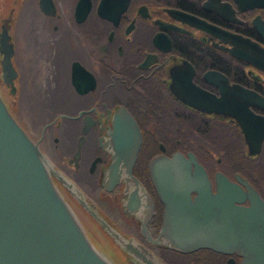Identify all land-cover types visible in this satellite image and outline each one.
I'll return each mask as SVG.
<instances>
[{"label": "flooded vegetation", "instance_id": "obj_1", "mask_svg": "<svg viewBox=\"0 0 264 264\" xmlns=\"http://www.w3.org/2000/svg\"><path fill=\"white\" fill-rule=\"evenodd\" d=\"M29 1L45 20L38 28L54 44L53 72L39 64L46 72L40 73L43 87L37 95L59 102L43 117L45 120L32 115L31 125L20 120L10 105L19 98L14 27ZM262 2L0 0V26L4 23L10 34L17 70L14 91L4 83L10 111L54 167L81 189L110 224L134 236L167 264H241V256L207 247L181 252L142 237L138 219L124 197L123 182L110 189L100 183L110 159V147L104 142L113 113L123 105L140 131L141 142L131 171L152 201V213L146 221L152 236L159 229L164 206L149 171V161L157 154L181 152L187 157L190 152L203 167L212 191L216 172L235 182L238 174L264 199V135L258 144L255 139L247 142L229 104H247L252 113L264 118V61L258 66L240 57L230 40L231 34H239L264 49ZM45 78L50 81L47 85ZM238 88L254 92L258 103H252L249 95H239ZM62 101L69 105H61ZM220 101L229 104V111H219ZM260 121L255 118L248 124ZM68 122L74 135L72 148L55 156L50 150H55L57 132ZM82 169L90 181L88 189L75 177ZM53 179L85 230L89 232L87 227L92 222L101 228L62 183ZM195 193L189 192L191 197ZM240 203L246 204L247 199ZM189 253L192 255L187 262Z\"/></svg>", "mask_w": 264, "mask_h": 264}, {"label": "water", "instance_id": "obj_2", "mask_svg": "<svg viewBox=\"0 0 264 264\" xmlns=\"http://www.w3.org/2000/svg\"><path fill=\"white\" fill-rule=\"evenodd\" d=\"M264 3V0L263 2ZM236 54L260 66L264 49L255 41L231 34ZM13 43L4 23L0 26V81L14 91L17 70L12 61ZM238 94L257 95L238 88ZM230 102L232 115L245 140L264 135V118L236 101ZM220 101L219 111H229ZM216 108V107H215ZM217 110V109H216ZM231 114V113H229ZM260 118L258 123L248 120ZM141 142L139 128L123 105L112 117L104 144L110 159L100 183L110 189L123 182V195L129 210L138 219V231L151 243L163 244L181 252L208 247L241 256V264H264V199L243 177L236 181L215 173V190L210 188L203 167L190 152L171 156L157 154L149 161L163 212L159 229L152 236L146 221L152 201L131 168ZM78 152L75 150L74 155ZM193 163V166H191ZM53 176L89 212L111 241L125 254L129 264H167L132 235L110 224L88 202L80 188L56 169L40 147L10 111L0 91V264H116L90 239L80 219L59 190ZM190 190H195L193 197ZM247 199L246 204L240 201Z\"/></svg>", "mask_w": 264, "mask_h": 264}, {"label": "rangeland", "instance_id": "obj_3", "mask_svg": "<svg viewBox=\"0 0 264 264\" xmlns=\"http://www.w3.org/2000/svg\"><path fill=\"white\" fill-rule=\"evenodd\" d=\"M42 22L45 23L44 18L34 9L31 1H29L18 16L16 25L14 27L16 50L13 59L19 72V98L16 103L11 102L10 105L14 108L17 117L24 123L29 125H31L33 121V119L31 118L32 115L37 119L43 118L47 116L50 111L55 108V106L58 105V103L53 101L52 99L40 98L37 95L39 94V92H41V87H43L41 86L42 81L40 80V73L43 72L44 75L46 72L41 71V69L39 68V64H41V62L44 63L45 66H48V69H46L48 70L47 72L51 73L53 72V63L55 62L53 57L54 44L51 41L48 42V40L43 36V33L38 28V26L42 24ZM40 57H42L43 59L40 60ZM45 82H47L45 85L49 84V78H45ZM1 84L2 82L0 81V85ZM51 100L52 103L54 102V105L50 102ZM60 104L63 106L69 105V103ZM69 127L70 125L68 122L66 123V125H64V127L58 130V145L56 146L54 151L50 150L53 155L60 156L61 154L68 152L72 148L74 135L70 134ZM47 144L48 142L45 143V146H47ZM86 151H88V147L86 148ZM75 177L77 181L82 185V187H84L85 189H88L90 187V181L87 180V175L84 169L80 170ZM105 254L107 255V253ZM189 259L190 258H186V261L189 262Z\"/></svg>", "mask_w": 264, "mask_h": 264}, {"label": "trees", "instance_id": "obj_4", "mask_svg": "<svg viewBox=\"0 0 264 264\" xmlns=\"http://www.w3.org/2000/svg\"><path fill=\"white\" fill-rule=\"evenodd\" d=\"M0 91L4 98H7L8 101L10 100L7 97V88L1 84L0 85ZM90 226L87 227V230L89 231V236L91 240L99 247L101 248L107 255L116 263V264H129L125 259L124 252L116 245L114 244L110 238H108L105 233L101 230V228L92 222V224H88ZM105 245V246H104ZM193 253V252H192ZM192 253H189L186 255V257L191 259ZM182 257V256H180ZM195 257V256H194ZM192 257V258H194Z\"/></svg>", "mask_w": 264, "mask_h": 264}, {"label": "bare ground", "instance_id": "obj_5", "mask_svg": "<svg viewBox=\"0 0 264 264\" xmlns=\"http://www.w3.org/2000/svg\"><path fill=\"white\" fill-rule=\"evenodd\" d=\"M33 89H34V88H33ZM35 90H36V89H35ZM35 90H34V91H35ZM32 91H33V90H32ZM32 93H34V92H32ZM53 101H54V100H53ZM64 101H65V100H64ZM50 102L52 103V100H51ZM45 103H46V102H45ZM48 103H49V101H48ZM48 103H47V104H48ZM58 103H59V102H58ZM61 103H63V101H62ZM52 104L54 105V102H53ZM52 104H51V106H52ZM46 106H47V105H46ZM59 107H60V106H58V108H59ZM51 108H52V107H51ZM55 108H56V106H55ZM62 108H63V107H62ZM53 110H54V109H53ZM55 110H56V109H55ZM50 112H51V111H50ZM52 112H53V111H52ZM52 114H53V113H52ZM46 118H47V117H46ZM49 118H50V116H49ZM43 120H45V119L43 118ZM46 120H47V119H46ZM49 120H51V119H49ZM44 122H46V121H44ZM47 126H48V125H47ZM47 126H46V127H47ZM104 246H105V245H104ZM204 248H206V247H204ZM207 248H208V247H207ZM194 250H195V249H194ZM194 250H192V251H194Z\"/></svg>", "mask_w": 264, "mask_h": 264}]
</instances>
